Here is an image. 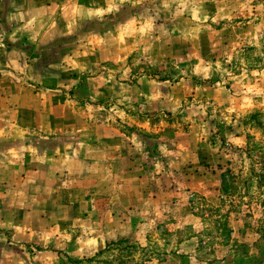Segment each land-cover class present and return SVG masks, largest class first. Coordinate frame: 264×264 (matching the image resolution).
Returning <instances> with one entry per match:
<instances>
[{"label": "rangeland", "instance_id": "374dc122", "mask_svg": "<svg viewBox=\"0 0 264 264\" xmlns=\"http://www.w3.org/2000/svg\"><path fill=\"white\" fill-rule=\"evenodd\" d=\"M257 175L264 0H0V264H264Z\"/></svg>", "mask_w": 264, "mask_h": 264}, {"label": "trees", "instance_id": "16d2710c", "mask_svg": "<svg viewBox=\"0 0 264 264\" xmlns=\"http://www.w3.org/2000/svg\"><path fill=\"white\" fill-rule=\"evenodd\" d=\"M223 177V176H222ZM258 178V183L261 185L263 184L264 182V177L261 176V175H257L256 176ZM238 181V178L237 177H227L225 178V175H224V178H223V182H222V186H221V191L224 195H230V193H233L235 191V186H236V183Z\"/></svg>", "mask_w": 264, "mask_h": 264}]
</instances>
